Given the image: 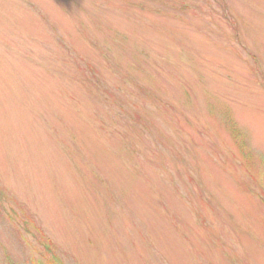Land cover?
<instances>
[{
  "label": "rangeland",
  "instance_id": "374dc122",
  "mask_svg": "<svg viewBox=\"0 0 264 264\" xmlns=\"http://www.w3.org/2000/svg\"><path fill=\"white\" fill-rule=\"evenodd\" d=\"M0 264H264V0H0Z\"/></svg>",
  "mask_w": 264,
  "mask_h": 264
}]
</instances>
